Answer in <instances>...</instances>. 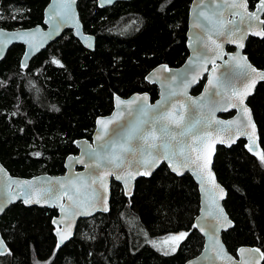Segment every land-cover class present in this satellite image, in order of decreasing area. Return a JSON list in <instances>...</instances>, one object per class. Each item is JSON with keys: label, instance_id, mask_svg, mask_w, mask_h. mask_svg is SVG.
<instances>
[{"label": "trees", "instance_id": "trees-1", "mask_svg": "<svg viewBox=\"0 0 264 264\" xmlns=\"http://www.w3.org/2000/svg\"><path fill=\"white\" fill-rule=\"evenodd\" d=\"M48 1L0 0V28L41 25ZM257 1L248 0L249 7ZM190 3L133 0L98 9L96 0H78L83 29L95 37L93 52L66 31L23 70V47L12 46L0 62V163L6 170L21 178L61 175L65 158L77 154L74 142L90 139L94 120L111 112L113 95L146 92L154 101L158 91L144 77L159 64L175 68L185 61ZM244 53L253 66L264 68V39L250 38ZM247 104L264 149V84ZM213 170L234 223L222 234L227 251L235 255L239 247L253 246L264 252V163L240 140L229 149L217 148ZM198 210L191 177L178 178L162 165L150 178L136 181L129 200L112 182L109 212L80 221L73 239L57 249L51 225L56 211L17 203L0 217V234L11 253L0 256V264H184L203 246L193 228ZM180 232L188 235L168 255L146 244Z\"/></svg>", "mask_w": 264, "mask_h": 264}, {"label": "water", "instance_id": "water-1", "mask_svg": "<svg viewBox=\"0 0 264 264\" xmlns=\"http://www.w3.org/2000/svg\"><path fill=\"white\" fill-rule=\"evenodd\" d=\"M133 0H113L111 4H103L101 5V0H96V5L98 9H106L114 6L119 2H130ZM219 3L220 0H217ZM258 2V1H257ZM250 10L249 3L247 4L248 11ZM78 0H75V3L71 5L69 9V17L66 19H61L63 15V10L61 9V15L53 16V13L60 9L59 0H49L47 5L44 7L42 12V23L41 25H37L35 27L29 29H16V30H5L0 28V62L5 58L9 49L14 45H21L23 47V53L21 55L19 64L20 67L24 70L28 67L29 62L37 56L40 52L44 51L49 45L59 39L62 34L66 31H69L73 38L78 41V43L89 52H93L95 49V37L93 35L85 33L83 29V25L81 23L78 9H77ZM223 7V5H222ZM216 10L215 5L213 4V0H191V3L188 8L187 14V24H186V32H185V47L187 50V57L185 61L178 67H169L166 64H159L152 70H150L144 77V81L146 84L155 86L158 91V97L152 101L151 97L148 93H133L128 97H121L118 95H113L112 97V110L108 115L99 116L94 120V129L90 135V139H78L74 142V146L77 150L76 155H68L63 163L64 173L61 175L53 176L49 174H39L33 176L31 178H21L17 176H12L6 168L0 163V168L4 171L0 172V204L4 205V211L0 213V217L4 214V212L12 205L17 203L22 204L25 208H39V209H49L55 210L56 216L51 220V225L53 227V235L55 237V246L60 240V236L57 235V230L60 231L61 235L67 236V239L61 244V249L64 245H66L69 241H71L75 235L77 225L80 221L92 218L97 214H107L110 209V186L111 183L114 182L118 184L123 192V195L126 199H131L134 193L135 183L139 179H148L152 176V174L162 165H164L171 174L180 178L185 174H188L193 182L196 185L198 197H199V210L196 218L194 219V224L198 225L197 227H193L197 233L203 239V246L200 253L192 259L187 260L184 264H244L246 261L247 264H262L264 257H261L259 253L248 252L244 253L240 252V249H255L253 246H241L239 247L235 255L230 254L227 251L225 244L222 241V234L229 231L234 227V223L229 218L226 213L223 202L226 199V190L223 186L218 182L216 175L213 170V161L216 154V150L218 147H224L229 149L233 145H235L238 141H244V148L246 152L255 158H258L257 155H254L253 152L248 150L247 145L249 144L248 136L242 133H248L253 135V139L256 141L259 147L255 148L256 152H260V138L257 125L254 121V117L250 107L248 106V100L254 95L256 88L264 84V79H257L255 82V86L252 87L249 91V94L245 98V106L250 110L251 121L255 125V129L251 128L249 125L247 128L240 126L239 131H237L236 124H213L211 129V137L206 138L207 143L213 145L214 150L211 153V164L209 165V170L211 176L208 175L207 172L203 174L204 176V188L201 187V181L199 179L198 174H194L198 170L194 167L183 168L180 169L183 174L177 175L176 172H173L171 168L168 167L167 162L161 161L155 168H147L141 167L139 169L140 172L145 174L140 175L136 174V170L127 169V171H132L133 176H128L126 172L124 173V179L117 180L116 174L119 172V169L113 170L111 175H106L105 173L108 171L107 168L102 167L101 169H97L99 172L101 179L104 181L103 185H101L100 179L96 180L95 184H91L92 188L98 190V196L102 199V203L96 204L93 207L88 202L80 203L78 208L72 209V212H76L79 214L73 215L71 212L65 216L61 213L59 205L63 204L67 209L70 202L67 199V196L61 197L59 200H53L51 203L55 206H51L49 203L41 200L40 203H36V197H32L33 202L24 203V196L20 195L24 190V185L20 182L22 181H31L37 187L41 185H46L47 183H55L57 180H77V177L81 178L86 183H91L90 173L91 169L85 167V164L89 162V158L84 155V153L89 148H96L103 141L96 140V136L98 130L100 129V125L97 124L98 120L109 121L111 123L107 124V131L109 134L113 133V130L119 129V127L125 124L126 121L132 120V117L128 116V112L125 110L130 109L135 114V110L138 106H143L148 111L149 116L152 115L153 110L160 109L161 105L168 110L171 114V118L179 119V114L183 115V122H187L190 116H199L200 109H198L197 104L204 103L207 104L211 92L206 93L205 88L208 87L209 79L213 80V83L223 82L225 80L226 72L230 69V67L234 68L235 61L232 60L233 56L246 57L245 46L247 41L250 38H254L257 40H263L264 37L260 35H254L253 32H258L264 29V25H260L257 21H252L254 27L247 32L245 38L240 41L233 38V41L225 39L221 36L213 35L212 39L216 41L217 44H220L221 47L215 49V55L212 52L208 53L209 60L205 63L203 60L198 61L195 56V50L199 46L196 42V35L199 32V29L194 25L196 21L199 19L202 23L203 18L199 17V13L201 11L206 12L211 15V12ZM235 11H238L240 15H231L230 11H225V18L227 20H231L239 24L241 16L244 15V9L239 8ZM260 19H264V13L260 15ZM45 21H48L46 23ZM57 25H59L57 30ZM248 27L247 22L243 25H240L241 32L244 31ZM241 32H238L236 36L238 37ZM25 33H34V35L28 36L24 35ZM18 34V35H13ZM90 38V39H86ZM209 45L212 48H215V45L208 41ZM242 43L243 47H238V44ZM30 44L32 46H30ZM91 45V46H89ZM232 49L228 51L227 49ZM27 53V55H26ZM247 63L251 64L247 58ZM167 66L168 70H164L162 66ZM213 65H215V71H213ZM252 65V64H251ZM253 66V65H252ZM257 69V72H264V68ZM207 69L205 71L204 69ZM159 69V71H157ZM171 77H176L175 80L170 79ZM195 77V78H194ZM185 81L186 83H181V81ZM203 81L201 86V90L197 94H193L192 91L196 88L200 82ZM236 87H242L239 83L236 84ZM222 93L227 96L231 89L222 87L220 89ZM175 91L176 95H170L171 92ZM212 91H215L213 89ZM184 93V94H182ZM203 96L204 100L201 101L200 97ZM117 97L121 101H131L132 103L125 106L121 105L119 108L117 107ZM144 97L147 99L145 100ZM219 100L220 98L217 97ZM159 102V103H158ZM226 109V110H225ZM203 113L208 116L209 119L219 120V121H242L243 123H247L248 113H244L242 109L233 108L231 104L226 100L221 102V106L214 111V113H210L208 108L205 107ZM231 114L230 117H224L225 115ZM162 123L168 124L169 128L178 133L181 129L176 126L172 119L162 121ZM230 128L231 132L222 131V129ZM220 130V131H217ZM156 137H159L161 133L159 132V125H157V131L154 133ZM229 136L231 139H229ZM108 139V136H105V140ZM224 140V143L215 142ZM235 142H232V141ZM135 143V141H133ZM231 145V146H229ZM83 160L84 163H79L77 160ZM150 174H147L149 173ZM214 177V180H213ZM95 179V177H91ZM124 180H127V186L125 185ZM78 183L80 181H77ZM215 185H219V187H215ZM204 189H210L214 194V199L216 204L219 205L220 208L223 209L224 215L227 216V219L231 221V225L228 226L224 224L223 217L221 216V224L224 226L219 227V230L213 235L210 228H208L209 222L215 223L212 220V217L205 218V213L208 211H212L214 214H218V209L215 206L212 208L208 207L210 203V198L205 194ZM222 190V191H221ZM127 193V194H126ZM11 197H16L15 199H11ZM83 201V198H81ZM106 207L108 211H103L102 209ZM53 220H56L57 223L53 224ZM70 224V227H69ZM203 228V230H201ZM0 238H2L0 234ZM218 241V242H217ZM222 249V251H221ZM261 251V250H260ZM217 252L221 254L217 256ZM262 252V251H261ZM4 256V255H3Z\"/></svg>", "mask_w": 264, "mask_h": 264}, {"label": "snow or ice", "instance_id": "snow-or-ice-1", "mask_svg": "<svg viewBox=\"0 0 264 264\" xmlns=\"http://www.w3.org/2000/svg\"><path fill=\"white\" fill-rule=\"evenodd\" d=\"M112 2L113 0H101V5L111 4ZM74 3L75 0H59L60 9L54 12L53 16L61 15L62 9L63 15L61 16V19L70 18L69 9ZM213 4L215 5L216 10L212 11L211 15L201 11L198 15L203 18L204 22L202 23L198 19L194 25L199 29L195 38L199 46L196 48L194 54L198 61L203 60L205 63L209 60L208 53L212 52L213 55H215V49L221 47L220 44H217L216 41L212 39L213 35L224 37L233 42H235L233 38L242 41L247 32L254 27L252 21H257L260 25H264V19H260V15L264 13V0H258L255 5V10L251 12L248 11V0H220L219 3L217 0H213ZM239 8H243L245 13L241 16L239 24L225 18V11H230L231 15H240L238 11H235ZM2 18L3 17L0 16V19ZM45 22L48 23V21ZM246 22L248 27L241 32L240 25H243ZM58 27L59 25H57V30ZM238 32H241V34L237 37L236 34ZM253 34L264 37V29L258 32H253ZM24 35L31 36L34 35V33H25ZM208 41H211V43L215 45V48H212ZM30 46L32 45L30 44ZM238 47L242 48L243 44L239 43ZM0 56H2V53H0ZM232 60L235 61V66L234 68L230 67L226 72L225 80L223 82L213 83V80L209 79L208 87L205 88V92H211V95L207 104H197L198 109L201 110L199 116H190L187 122H183L182 114H179V119L171 118V114L163 107V105H161L160 109L153 110L151 116H149L148 111L143 106H138L135 110V114L132 110L126 108L125 110L128 112V116L132 117V120L126 121L125 124L119 127V129L113 130L112 134H109L107 131V124L112 121L98 120L97 124L101 127L98 130L96 140L103 142L100 143L98 147L89 148L84 153V155L89 158V162L85 164V167L92 170L90 173L91 183H86L79 177H77V180H57L55 183L49 182L46 185H41L39 187L34 185L31 181H22L20 183L24 185V190L20 195L24 196V203L28 204L33 202L32 197L35 196L36 203H40L41 200H43L51 206H55L51 203L53 200H59L61 197L67 196L70 204L67 209L63 204L59 205L61 213L65 216L70 212L73 215H76L79 213L72 212V209L78 208L82 202H88L93 207H95L96 204L102 203L103 198L98 196V190L91 187V184H95L97 179H100L101 185L104 183L99 172L96 171L97 169H101L102 167L107 168L108 171L105 173L106 175H111L113 170L119 169L120 171L117 172L116 179L122 180L124 179L125 172L128 176H133V172L127 171V169H134L136 170V174L143 175L145 173L139 171L141 167H147L149 169L155 168L161 161L167 162L168 167L171 168L173 172H176L177 175L183 174L180 169L194 167L198 170L197 172H194V174L199 175L201 187L203 189V174L207 172L208 175L211 176L209 165L211 164V153L214 150V147L207 143L206 138H210L212 135V125L214 123H227L229 125L236 124L237 131H239L241 125L245 128L250 125L253 131L255 129V125L251 121L250 110L245 106L244 102L250 89L255 86L256 80L264 79V72H257V69L247 63L246 57H240L237 55L233 56ZM52 63L63 67L60 61L56 58L52 59ZM162 68L168 70L166 65L162 66ZM204 70L207 71L206 68ZM212 70L215 71V65H213ZM157 71H159V69ZM170 79L175 80L176 77H171ZM181 83L186 82L182 80ZM237 83L242 85V87L237 88ZM222 87L231 89L227 96H225L220 90ZM213 89H215V91H212ZM170 95L175 96L176 92L173 91ZM217 97L220 99L218 100ZM144 99L146 100L147 98L144 97ZM200 100L203 101L204 97L201 96ZM225 100L231 104V107L242 109L244 113H248L247 123H243L242 121L224 122L212 120L203 113L202 110L205 107L208 108L210 113H214V111L221 106V102ZM117 102L118 108L121 105L127 106L132 103L131 101H121L119 97H117ZM170 119H172V122L181 129L178 133L173 132L168 124L162 123V121ZM157 125H159V132L161 133L159 137L154 135L157 131ZM222 131L231 132V129L226 128L222 129ZM242 134L248 136V150L253 152L254 155H257L261 162L264 163V149H261L260 152H256L255 148L259 146L253 139V135L248 133ZM105 136H108L107 140H105ZM229 139H231L230 136ZM133 141H135V143H133ZM215 142L224 143L225 141H214L213 144ZM232 142L235 141L233 140ZM35 155L39 156L40 153L37 152ZM77 162L84 163L83 160L79 159ZM3 171L4 170L0 168V172ZM147 174H150V172ZM93 176L95 179L91 178ZM77 181L80 182L78 183ZM124 182L127 186L128 181L124 180ZM215 187L218 188L219 185H215ZM204 190L205 194L210 198L208 207L212 208V206H215L218 209V214H214L212 211L205 213V218L210 216L212 217V220L215 221V223L209 222L208 224V228H210L213 235H215L219 230V227L224 226V224L230 226L231 221L227 219L226 215H224L223 209L216 204L212 191L210 189ZM15 198L16 197H11V199ZM81 198H83V201ZM102 210L108 211L106 207ZM3 211L4 205L0 204V213ZM221 216L223 217L224 224H221ZM56 223L57 221L53 220V224ZM197 226L198 225L196 224L193 225V227ZM201 230H203V228ZM57 235L60 236V240L56 245V248L59 249L64 240L67 239V236L61 235L59 230H57ZM187 235V232H180L179 234L165 237L163 242H174V246L171 248V251L174 252L176 247L179 246V242ZM148 242L152 244L153 247H157V250H160L157 241L150 240ZM245 251L259 253L261 257H264V252H261L258 248L240 249L241 253H244ZM6 254L10 255L11 253L7 248L5 240L0 238V256ZM163 254L168 255L169 252L164 251ZM220 254V252H217V256ZM244 264H247V262L245 261Z\"/></svg>", "mask_w": 264, "mask_h": 264}, {"label": "rangeland", "instance_id": "rangeland-1", "mask_svg": "<svg viewBox=\"0 0 264 264\" xmlns=\"http://www.w3.org/2000/svg\"><path fill=\"white\" fill-rule=\"evenodd\" d=\"M175 235H176V234H175ZM169 236H170V235H169ZM166 237H168V236H166ZM164 238H165V237H162V238H159V239H147V240H146V244L157 250V247H153L152 244H150V243L148 242V241H150V240H155V241L158 242V247H159V249H160V250H157V251H159V252H161V253H164V251H168L169 253H171V252H172V251H171V248L174 246V242L169 241V242H167V243H164V242H163V241H164ZM181 241H182V240H181ZM181 241H180V242H181ZM180 242H179V243H180Z\"/></svg>", "mask_w": 264, "mask_h": 264}, {"label": "flooded vegetation", "instance_id": "flooded-vegetation-1", "mask_svg": "<svg viewBox=\"0 0 264 264\" xmlns=\"http://www.w3.org/2000/svg\"><path fill=\"white\" fill-rule=\"evenodd\" d=\"M250 8V7H249ZM250 10H253V7L252 8H250Z\"/></svg>", "mask_w": 264, "mask_h": 264}]
</instances>
